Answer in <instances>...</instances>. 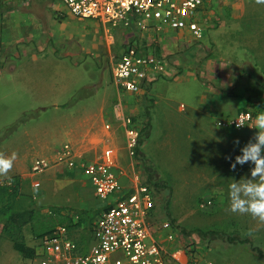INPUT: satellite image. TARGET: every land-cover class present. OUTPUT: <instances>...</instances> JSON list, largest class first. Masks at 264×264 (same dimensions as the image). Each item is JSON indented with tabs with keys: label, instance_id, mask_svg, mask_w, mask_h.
<instances>
[{
	"label": "rangeland",
	"instance_id": "1",
	"mask_svg": "<svg viewBox=\"0 0 264 264\" xmlns=\"http://www.w3.org/2000/svg\"><path fill=\"white\" fill-rule=\"evenodd\" d=\"M48 1L54 7L59 5L63 15L56 20L60 26L55 37L56 53L49 56V62L40 61L35 71H0V156L15 154L29 166L38 156L54 159L68 142L66 136L71 138V131L75 134L78 130L77 118L85 112H98L102 106L103 123L118 124L111 112L117 93L110 58H116L112 54L133 39L137 40L134 44H139L144 38L141 31L132 28L78 19L60 0ZM197 16L204 28L202 36L206 34L205 39H200L208 48L210 62L216 66L213 68H223L220 71L226 79L249 70L254 79L263 83L264 4L257 0H211L208 9L199 10ZM105 28L108 35L116 38L114 44L108 40L112 51L106 45ZM207 36L212 39L210 43ZM27 73L35 76L34 81L27 82ZM20 78L21 85L26 84L21 88ZM171 79L161 76L144 95L143 91L141 95L128 93L121 98L125 113L133 117L142 136L136 154L119 153L118 165L127 174L134 171L138 182L150 189L154 199L151 216L156 226L169 222V229H156L154 237L162 243L173 242L172 250L185 264H264V256L257 255L247 243L207 240L196 234L195 229L237 232L250 236L264 254V222L250 214L228 210V185L232 179L248 177L253 163L230 167L240 149L228 145L222 136L204 135L195 128L189 102L197 93L192 88L188 91L189 85ZM135 103L138 111L132 113L130 105ZM147 121L148 128L144 127ZM142 128H147L146 135ZM117 132L120 140V130ZM39 141L47 148L38 149ZM19 177L25 199L42 206L35 226L23 228L30 245L36 246L38 238L33 237L32 230L39 221L53 227L59 223L58 216L74 217L80 210L99 208L110 201L96 197L86 176L64 164L31 177L28 170ZM37 179L43 181V186L40 182L38 187L33 186L32 181ZM54 179L60 186L53 185ZM119 180L122 186L130 184L123 176ZM55 207L60 208L59 214L52 212ZM167 231L173 233L169 242ZM90 242L89 237L81 239V249L86 251ZM28 259L16 252L10 241L0 238V264H31Z\"/></svg>",
	"mask_w": 264,
	"mask_h": 264
},
{
	"label": "built area",
	"instance_id": "2",
	"mask_svg": "<svg viewBox=\"0 0 264 264\" xmlns=\"http://www.w3.org/2000/svg\"><path fill=\"white\" fill-rule=\"evenodd\" d=\"M71 15L90 18L104 26L127 28L132 22L138 31L149 27L156 30L167 27L186 29L194 38L202 36L203 27L197 12L208 9L211 0H60ZM133 42L112 60L111 79L115 85L117 100L112 105V116L123 132L128 155H134L138 145L140 128L124 111V94L139 95L143 82L152 73L165 71L166 62L151 53H143ZM252 112L245 109L233 117L218 120V125L244 128L252 121ZM237 122L241 123L237 127ZM111 124L106 122L105 129ZM64 164L68 169L86 176L93 194L107 199L109 207L102 210L89 226L91 242L86 251L80 241L70 237L74 229L63 224L38 238L33 264H183L174 251H170L154 237L156 229H169V222L158 226L152 218L153 195L145 184L138 182L137 174L126 171L116 163L111 145L102 147L91 159H80L73 146L66 142L54 159L35 157L29 166V174L35 176L54 165ZM133 161H131V165ZM118 169V172L114 170ZM126 176L129 185L122 186L119 177ZM39 186L37 180L32 181ZM173 239L167 231L166 240ZM38 257L36 259L35 257ZM185 264V263H184ZM204 264H212L205 262Z\"/></svg>",
	"mask_w": 264,
	"mask_h": 264
},
{
	"label": "crops",
	"instance_id": "3",
	"mask_svg": "<svg viewBox=\"0 0 264 264\" xmlns=\"http://www.w3.org/2000/svg\"><path fill=\"white\" fill-rule=\"evenodd\" d=\"M62 17L60 6L55 5L54 7L48 0H0V71L14 69L35 71L39 68L40 61L49 62V56L56 53L55 37L58 36L60 30V26L58 27L56 22ZM129 28L138 31L132 22L126 29ZM104 31L106 45L109 51H112L108 40L110 39L111 43L114 44L116 38L108 35L107 28ZM140 33L144 38L137 45L142 48V52L151 53L166 62L164 72L152 73L143 82V90L141 91V93L144 91L143 95L147 88H150L161 76L172 78L171 80L174 82L189 85L188 91L192 88L197 93L190 98L189 104L194 113V122H192L195 128L200 130L199 132L204 135L214 133L215 136H222L228 145L239 149L248 142H255L254 134L257 130L250 126L254 124L257 114L264 111V92L258 93L260 87L264 86V82L254 79L249 70L238 72L231 79L224 78L221 74V71H224L223 68L220 69L221 71L219 68H213L216 66L210 62L208 48L206 44H202L201 39H205L206 34L201 36V39L194 38L186 29L175 30L167 27L158 30L149 27ZM206 39L209 43L212 41L209 36ZM136 41L135 39L132 40L133 43ZM141 41H144L145 44H141ZM124 48L117 49L116 54H112V56L120 54ZM109 63L111 70V58ZM27 77L28 83L35 79V76L29 73H27ZM19 80L18 86L20 85V88L26 86V84L21 85V78ZM182 91L184 90L182 89ZM130 106L132 113L138 111L136 103ZM245 109L251 111L253 117L251 123L244 128L222 126L216 123L218 120L229 119L238 111ZM102 116V106L98 112H85L77 118L76 129L78 130L75 134L71 131L72 137L66 136V141L73 146L80 159L93 158L99 153L100 146L104 143L111 145L118 165L119 153L127 151L123 132L118 124L111 126L109 130L105 129ZM118 130L121 134L120 140L117 136ZM235 140H239V144L235 143ZM38 144V149L47 148L42 141H39ZM261 148L264 149V145H261ZM28 167V163H25L24 160L15 158L12 162V168L7 173L8 175L0 176V181L4 180V177L8 178L12 175L25 176L28 173ZM47 178L43 181H46ZM37 180L43 186V181ZM55 181L58 180L54 179L53 185L60 186ZM87 183L89 184L88 181ZM72 219L75 221L77 216L75 215ZM84 227L85 225L82 224L72 231L71 234L74 239L81 242V239L85 237L90 238L89 229ZM26 244L28 243L26 242ZM163 244L168 250L173 251L175 245L173 242ZM30 246L35 247L34 244ZM175 253L179 254L178 252ZM32 258L28 259L31 264H33ZM178 258L184 264L185 260H182L180 256Z\"/></svg>",
	"mask_w": 264,
	"mask_h": 264
},
{
	"label": "trees",
	"instance_id": "4",
	"mask_svg": "<svg viewBox=\"0 0 264 264\" xmlns=\"http://www.w3.org/2000/svg\"><path fill=\"white\" fill-rule=\"evenodd\" d=\"M263 92L264 86H261L258 93ZM145 125L144 127L148 128V121L145 122ZM147 128L142 129L145 131ZM146 134L147 132L145 131ZM141 136L142 130L138 143L141 141ZM134 154H136V151ZM21 187L22 181L18 175L0 181V238L7 239L11 242L12 248L15 251L23 257L30 258L35 255V247L26 244L23 228L26 225L35 226L36 214L42 209V206L36 205L33 200H26ZM108 207L109 205L107 204L95 209L80 210L76 214L77 219L75 221L71 216L63 218L58 216V224H63L69 229H76V227L85 224L84 228L89 229L93 219ZM59 210L60 208L55 207L52 212L59 214ZM39 222L37 227L32 230L34 238H40L50 233L55 227V225L50 227V223L48 224L46 221ZM195 232L199 237L207 240L221 238L229 243H247L257 255L264 256L262 249L258 245L253 244V239L250 236H243L237 232L228 233L218 229H195Z\"/></svg>",
	"mask_w": 264,
	"mask_h": 264
},
{
	"label": "clouds",
	"instance_id": "5",
	"mask_svg": "<svg viewBox=\"0 0 264 264\" xmlns=\"http://www.w3.org/2000/svg\"><path fill=\"white\" fill-rule=\"evenodd\" d=\"M264 4V0H257ZM241 123L237 122V127ZM256 128L255 142H248L240 147V154L235 156L230 167L235 169L237 164L253 163L249 176L241 180L232 179L228 185L229 204L231 213L250 214L252 217L264 222V111L257 114L252 126ZM239 144V140H235ZM228 159V157H226ZM15 154L9 157L0 156V176H5L12 168Z\"/></svg>",
	"mask_w": 264,
	"mask_h": 264
}]
</instances>
